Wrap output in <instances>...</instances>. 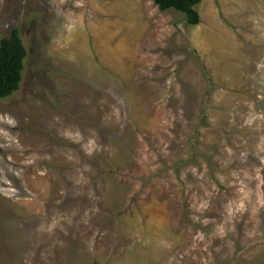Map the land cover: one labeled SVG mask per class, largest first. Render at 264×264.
<instances>
[{
  "label": "rangeland",
  "instance_id": "374dc122",
  "mask_svg": "<svg viewBox=\"0 0 264 264\" xmlns=\"http://www.w3.org/2000/svg\"><path fill=\"white\" fill-rule=\"evenodd\" d=\"M0 0V264H264V0Z\"/></svg>",
  "mask_w": 264,
  "mask_h": 264
},
{
  "label": "trees",
  "instance_id": "16d2710c",
  "mask_svg": "<svg viewBox=\"0 0 264 264\" xmlns=\"http://www.w3.org/2000/svg\"><path fill=\"white\" fill-rule=\"evenodd\" d=\"M154 1L161 11L175 10L183 14L186 23H199V13L195 7L200 0ZM26 55L27 50L18 29H13L8 36L0 39V99L9 97L19 89Z\"/></svg>",
  "mask_w": 264,
  "mask_h": 264
}]
</instances>
